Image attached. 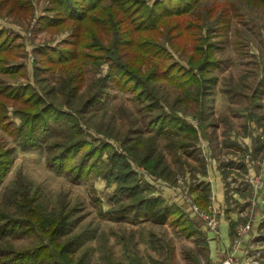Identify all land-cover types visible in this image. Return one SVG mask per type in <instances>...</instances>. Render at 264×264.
Returning <instances> with one entry per match:
<instances>
[{"label": "trees", "instance_id": "obj_1", "mask_svg": "<svg viewBox=\"0 0 264 264\" xmlns=\"http://www.w3.org/2000/svg\"><path fill=\"white\" fill-rule=\"evenodd\" d=\"M5 1L11 3L13 15L31 13L32 3L28 0ZM46 3L47 14L40 18L39 27L69 37L55 45L38 46L34 56L40 65L57 68L61 82L58 92L63 101L58 107L30 84L15 86L0 81V129L14 138L23 151L44 146L47 166L58 174H69L78 182L100 177L115 184L107 213L111 221L131 225L144 221L170 222L185 237H194L196 231L186 212L168 196L152 193V185L138 182L135 173L124 171L129 168L127 159L114 152L109 142L87 131L82 121L104 103L114 86L118 93L131 96L138 115L141 114L139 126L144 129L137 133L169 140L173 155L186 152L201 142L202 117L211 112L206 113L210 103L205 106L203 98L211 91L216 80L211 74L218 66L213 59L215 47L210 36L229 27L230 20L241 17L244 8L264 13V0H46ZM202 33L205 38H201ZM205 41L208 45L203 49L200 46ZM188 48L193 51L187 57L189 68L178 61L186 56ZM16 49L9 33L0 30V75L19 74L25 68L17 62ZM86 70L95 75L90 84ZM167 88L177 92L174 105L167 99ZM253 98L259 99L255 95ZM190 103L198 106L197 125L176 110V106ZM69 109L72 111H66ZM129 140L125 135L121 143ZM141 144L136 141V151ZM146 146L148 149L140 157L137 153L132 155L133 161L151 174L173 181L175 174L162 165V157ZM12 154V150L3 151L0 147V185L13 164ZM193 192L197 204L206 208L211 196L210 183L200 182ZM16 193L9 197L14 210L0 209V264H84V259L74 263L70 256L79 236L63 241L73 211L48 214L36 204L35 194L30 196L24 191L17 197ZM26 238L36 239L37 244L23 248L13 244Z\"/></svg>", "mask_w": 264, "mask_h": 264}, {"label": "rangeland", "instance_id": "obj_2", "mask_svg": "<svg viewBox=\"0 0 264 264\" xmlns=\"http://www.w3.org/2000/svg\"><path fill=\"white\" fill-rule=\"evenodd\" d=\"M28 2L32 3L31 13L18 16L12 14L11 3L8 5V1L0 0V30H6L13 38L17 45V62L25 67L19 74L0 75V81L15 86L30 84L47 101L56 102L59 107L63 101L58 92L59 72L57 68L40 65L34 52L40 45H55L69 36L39 27L40 18L47 14L46 0ZM241 13V17L230 20L229 27L216 30L209 38L216 49L215 52L212 49L213 59L218 61V66L211 74L216 79L211 91L203 96L204 105L210 103L206 113L211 112L206 118L202 117L201 142L184 153L173 155L169 140L137 133L144 129L139 126L141 114L138 115L131 96L118 93L114 86L104 103L86 114L82 121L87 131L109 142L114 152L127 159L129 168L124 171L135 173L138 182L152 185V193H168L169 200L178 202L185 212L189 205L185 195L196 198L193 189L200 182H212L209 180L212 175L219 179L221 174L227 184L228 207H264V13L249 8L242 9ZM203 33L201 38H205ZM206 45L205 41L200 47L206 49ZM191 53L192 48H188L186 56L176 55L182 66L188 67L187 57ZM94 79L95 75L87 71V84ZM166 92L169 103L174 105L177 92L173 93L171 88ZM254 95L259 99H254ZM78 105L79 102L72 107ZM176 108L181 116L197 125L200 117L196 103ZM125 135L130 140L122 144ZM136 141L142 143L137 151ZM146 144L154 154L162 157V165H167L175 174L173 181L151 174L133 161L132 155L137 153L140 157L148 149ZM18 145L0 129V147L3 151H13L10 157L13 164L0 185V209L14 210L9 197L14 191L17 197L27 191L30 196L36 195V204L48 214L73 211L71 226L63 241L79 236L70 253L74 263L84 259V264H208V248L200 233L187 238L170 222L144 221L136 225L113 222L107 213L115 184L100 177L78 182L69 174H58L47 166L44 146L23 151ZM209 200L207 207H213L212 190ZM247 210L245 219L251 215V209ZM13 244L23 248L37 242L26 238Z\"/></svg>", "mask_w": 264, "mask_h": 264}, {"label": "crops", "instance_id": "obj_3", "mask_svg": "<svg viewBox=\"0 0 264 264\" xmlns=\"http://www.w3.org/2000/svg\"><path fill=\"white\" fill-rule=\"evenodd\" d=\"M209 180L212 181L208 183L212 186L213 207L218 211V232L209 230L206 224L199 222L188 209L186 210V217L196 234L200 233L203 244L208 248V264H218L228 258L232 259L234 264H264V207H228V197H225L227 184L223 175L221 174L219 179L212 175ZM247 209H251V215L245 219ZM246 225H250L251 229L240 236L239 231ZM210 233L212 235H209Z\"/></svg>", "mask_w": 264, "mask_h": 264}, {"label": "built area", "instance_id": "obj_4", "mask_svg": "<svg viewBox=\"0 0 264 264\" xmlns=\"http://www.w3.org/2000/svg\"><path fill=\"white\" fill-rule=\"evenodd\" d=\"M185 202L188 203V211L199 221L208 227L214 233L218 232V211L214 207H209L208 209L201 208L193 196L185 195ZM250 225L244 226L240 231L239 235L243 236L248 230H250ZM217 264V263H214ZM218 264H234L233 260L228 258Z\"/></svg>", "mask_w": 264, "mask_h": 264}]
</instances>
